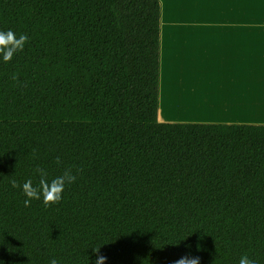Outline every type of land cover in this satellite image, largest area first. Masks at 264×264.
Listing matches in <instances>:
<instances>
[{
    "label": "trees",
    "instance_id": "16d2710c",
    "mask_svg": "<svg viewBox=\"0 0 264 264\" xmlns=\"http://www.w3.org/2000/svg\"><path fill=\"white\" fill-rule=\"evenodd\" d=\"M9 29L29 41L0 57V264L99 245L105 264H264V126L157 120L158 0H0ZM38 166L72 169L60 203L11 187Z\"/></svg>",
    "mask_w": 264,
    "mask_h": 264
},
{
    "label": "crops",
    "instance_id": "0c3cea01",
    "mask_svg": "<svg viewBox=\"0 0 264 264\" xmlns=\"http://www.w3.org/2000/svg\"><path fill=\"white\" fill-rule=\"evenodd\" d=\"M158 2L157 120L264 126V0Z\"/></svg>",
    "mask_w": 264,
    "mask_h": 264
},
{
    "label": "clouds",
    "instance_id": "9594fccd",
    "mask_svg": "<svg viewBox=\"0 0 264 264\" xmlns=\"http://www.w3.org/2000/svg\"><path fill=\"white\" fill-rule=\"evenodd\" d=\"M28 41L29 36L26 33L17 36V34L11 29L7 31L0 30V57H2L3 62H10L17 53L22 52ZM13 79L16 80L17 77L14 75ZM32 156L33 158L37 157V150L35 148L32 150ZM55 162L57 165L62 163L60 157H56ZM34 171L39 176L36 185L33 184L31 179L26 180L22 185L15 178H12L9 181L12 188L22 189V192L26 197L23 201L25 207H29L32 200H42L45 208L60 203L66 185H70L76 180V176L73 174L71 168H66L61 175L55 176L51 179H49V174L44 168L38 166ZM92 251L97 254L95 264H105L107 258L99 255L100 245L92 248ZM199 260V257L185 256L176 261L175 264H199ZM49 264H61V262L57 258H52ZM238 264H258V262L251 259L247 254H244L239 258Z\"/></svg>",
    "mask_w": 264,
    "mask_h": 264
},
{
    "label": "bare ground",
    "instance_id": "6f19581e",
    "mask_svg": "<svg viewBox=\"0 0 264 264\" xmlns=\"http://www.w3.org/2000/svg\"><path fill=\"white\" fill-rule=\"evenodd\" d=\"M258 84H260V85H256V86H261L263 84V82H258Z\"/></svg>",
    "mask_w": 264,
    "mask_h": 264
}]
</instances>
